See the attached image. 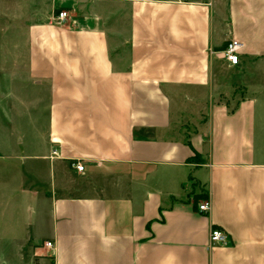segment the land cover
Here are the masks:
<instances>
[{"label":"crops","instance_id":"obj_1","mask_svg":"<svg viewBox=\"0 0 264 264\" xmlns=\"http://www.w3.org/2000/svg\"><path fill=\"white\" fill-rule=\"evenodd\" d=\"M262 68L264 0H3L0 86L31 124L0 153L13 264H264Z\"/></svg>","mask_w":264,"mask_h":264},{"label":"rangeland","instance_id":"obj_2","mask_svg":"<svg viewBox=\"0 0 264 264\" xmlns=\"http://www.w3.org/2000/svg\"><path fill=\"white\" fill-rule=\"evenodd\" d=\"M2 1L3 0H0V4ZM94 3L101 4L107 10H115L116 8V6H113L114 3ZM63 10L68 12L66 9ZM69 17L71 16L69 15ZM252 84L258 88L264 85V68H262L261 73L256 75L252 80ZM7 87L6 82L4 83V88L6 89H2L0 86V153L3 157L7 155V152L10 153L13 151V148H16V137L18 136L16 135V131H28L31 129V124L29 122L19 120L22 115H25L27 112L15 107L16 100H11L12 98L9 97L10 91H8ZM15 92L22 97V99L29 97V94H27L28 92H23L22 90H15L14 93ZM41 97L44 109L47 96L45 93H42ZM3 114L5 115L3 116ZM42 121H44V117H42ZM30 142V138L25 140L26 147H29L28 143L31 145ZM27 152H29V150H27ZM21 153L24 152L22 151ZM5 183L0 180V264H13L18 259V253H20L13 247L14 240L22 238L25 234L24 227H22V217L24 213L16 201H10V196L8 195L11 193H8L9 189L5 186ZM198 198L201 197L199 196ZM21 255H23L22 252ZM26 263L27 262L24 260L22 264Z\"/></svg>","mask_w":264,"mask_h":264},{"label":"built area","instance_id":"obj_3","mask_svg":"<svg viewBox=\"0 0 264 264\" xmlns=\"http://www.w3.org/2000/svg\"><path fill=\"white\" fill-rule=\"evenodd\" d=\"M68 18V13L67 11H60L55 17L54 20L57 23H64ZM242 45L240 42L231 40L223 50V54L225 56V59L227 62L231 65H237L239 63V52L241 49ZM73 167L78 171L82 172L84 170L83 165L81 163H76L73 165ZM210 209V201L209 200H203L198 203L197 205V212L199 214H206L208 210ZM228 244V239L227 235L224 231H222L219 228H211L210 233H209V240H208V245L209 248H219L226 246ZM44 247L51 249L53 248V243L52 242H45Z\"/></svg>","mask_w":264,"mask_h":264},{"label":"trees","instance_id":"obj_4","mask_svg":"<svg viewBox=\"0 0 264 264\" xmlns=\"http://www.w3.org/2000/svg\"><path fill=\"white\" fill-rule=\"evenodd\" d=\"M63 9H66V8H56L55 10H54V13L55 14H58L59 12H60V10H63ZM197 205H198V200H195V202H194V208L197 210ZM36 264V263H35Z\"/></svg>","mask_w":264,"mask_h":264}]
</instances>
